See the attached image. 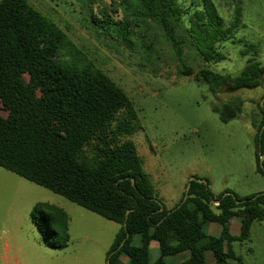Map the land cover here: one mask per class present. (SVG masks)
<instances>
[{
    "label": "trees",
    "instance_id": "1",
    "mask_svg": "<svg viewBox=\"0 0 264 264\" xmlns=\"http://www.w3.org/2000/svg\"><path fill=\"white\" fill-rule=\"evenodd\" d=\"M137 3L143 10L138 21L127 15L97 20L102 35L115 34L132 43L137 28L144 25L150 32L155 26L180 59L188 41L204 62L223 57L219 44L232 38L242 16L238 8L234 24L225 28L215 11L193 13L179 0ZM194 26L199 28L196 35ZM73 47L67 33L28 0H0V100L7 111V116L0 114V166L119 223L107 264H170L167 257L185 252L189 255L179 264H209L208 252L214 264H243L233 243L250 240L253 224L264 220V193L253 198L257 193L240 196L226 189L216 195L209 181L193 180L186 200L184 191L180 203L168 209L130 138L142 128L134 102ZM179 72L217 96L212 108L223 122L237 118L243 109L241 102L220 100L224 88L264 84V64L256 56L235 76L205 65L195 70L186 63ZM253 124L257 171L264 176L259 162V152L264 154V101L258 103ZM31 216L49 245L67 246L69 217L62 208L40 202ZM233 218L241 221L239 235L231 232ZM209 222L221 224L220 235L207 231ZM134 235H139V245ZM152 241L160 248L154 263Z\"/></svg>",
    "mask_w": 264,
    "mask_h": 264
},
{
    "label": "rangeland",
    "instance_id": "2",
    "mask_svg": "<svg viewBox=\"0 0 264 264\" xmlns=\"http://www.w3.org/2000/svg\"><path fill=\"white\" fill-rule=\"evenodd\" d=\"M28 1L52 18L67 33L76 52L111 76L134 102L142 128L130 138L168 209L180 203L190 177L209 181L216 195L226 189L240 196L264 193L253 124L258 103L264 100V84L224 88L220 100L241 102L243 109L237 118L223 122L212 108L217 96L207 85L179 72L186 63L195 70L205 65L235 76L254 56L264 64V0H179L193 13L205 8L215 11L225 28L234 24L236 11L241 9L232 38L219 44L223 57L212 62H204L188 41L180 59L155 26L150 32L144 25L137 28L132 43L115 34L102 35L99 19L120 20L127 15L138 21L142 17L137 0ZM191 31L196 35L199 28L194 26ZM24 76L29 81V75ZM0 114L7 116L1 100ZM40 202L68 214L66 247L49 245L33 222L32 211ZM235 225L233 222V232ZM119 228V223L0 166V264H107ZM134 244H140L139 235H134ZM233 250L243 264H264V220L253 224L250 240L233 243ZM150 253L154 263L160 256L157 241L151 242ZM187 257L185 252L166 261L179 264Z\"/></svg>",
    "mask_w": 264,
    "mask_h": 264
},
{
    "label": "crops",
    "instance_id": "3",
    "mask_svg": "<svg viewBox=\"0 0 264 264\" xmlns=\"http://www.w3.org/2000/svg\"><path fill=\"white\" fill-rule=\"evenodd\" d=\"M233 222H236L235 229H234L235 232H233V230H232ZM230 227H231V232H232L234 235H239V233H240V229H241V221H240V219H239V218H236V219L233 218V219L231 220ZM207 228H208V232H209L210 234H213V235H216V236L220 235L221 230H222V226H221V224L216 223V222H209V223L207 224ZM237 231H239V232H237ZM183 254H184V253H183ZM181 255H182V254H181ZM188 255H189V254H188ZM206 258H207V261H208L209 264H214V263H215V258H214V256H213L212 253L208 252L207 255H206ZM182 261H183V260H182Z\"/></svg>",
    "mask_w": 264,
    "mask_h": 264
},
{
    "label": "water",
    "instance_id": "4",
    "mask_svg": "<svg viewBox=\"0 0 264 264\" xmlns=\"http://www.w3.org/2000/svg\"><path fill=\"white\" fill-rule=\"evenodd\" d=\"M263 101H264V100H263ZM263 101H262V104H263ZM263 129H264V126H263V128H262V131H263ZM262 131H261V134H260V135H262ZM259 154H260V160H259V162H260V166H261V168L264 170V154H263L262 152H259ZM193 180H196V181H198V182H204V183L207 184V180H204V179H201V178L190 177V179H189V181H188V183H187V186H186L185 196H184L183 201H185L186 198H187L188 195H189V190H190L191 183H192ZM132 181H133V183H135V180H134V179H132ZM258 195H259V194H257V195H256L255 197H253V198H256ZM233 196L235 197L234 194H233ZM238 202H241V201L238 200ZM161 209H163V207H162ZM125 226H126V224H125ZM128 236H129V234H128ZM124 242H125V240L121 243V245H120L119 248H121V247L123 246Z\"/></svg>",
    "mask_w": 264,
    "mask_h": 264
}]
</instances>
